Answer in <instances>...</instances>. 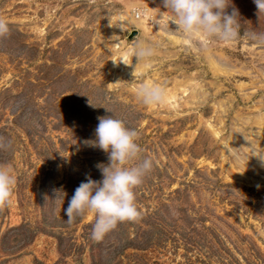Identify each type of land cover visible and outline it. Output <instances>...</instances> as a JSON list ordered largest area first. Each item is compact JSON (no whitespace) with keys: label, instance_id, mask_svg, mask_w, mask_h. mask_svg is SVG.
Instances as JSON below:
<instances>
[{"label":"rangeland","instance_id":"obj_1","mask_svg":"<svg viewBox=\"0 0 264 264\" xmlns=\"http://www.w3.org/2000/svg\"><path fill=\"white\" fill-rule=\"evenodd\" d=\"M231 4L240 38L196 53L162 0H0V164L17 177L0 264H264V44L249 35L264 15ZM138 39L156 48L148 68ZM141 83L175 95L144 106ZM105 115L138 131L154 168L135 189L141 219L96 241L95 216L69 225L64 209L86 175L102 179Z\"/></svg>","mask_w":264,"mask_h":264},{"label":"clouds","instance_id":"obj_2","mask_svg":"<svg viewBox=\"0 0 264 264\" xmlns=\"http://www.w3.org/2000/svg\"><path fill=\"white\" fill-rule=\"evenodd\" d=\"M257 15H264V0H253ZM169 22L176 26L188 47L196 53L210 51L211 45L223 42L230 45L240 38L239 13L231 0H162ZM231 7L229 13L227 9ZM139 17L143 10L134 8ZM163 12V13H165ZM9 33L7 23L0 19V37ZM251 39L264 44V33H250ZM131 55L137 64L145 68L151 66L156 48L149 42L138 39L131 47ZM137 100L144 106L161 105L166 100V90L157 84L141 83L135 92ZM95 139L92 145L102 150L108 157V163L96 167L102 179L94 181L85 176L75 189L64 209L65 222L71 225L86 213L95 216L91 238L100 241L115 229L119 223L136 222L141 212L136 205L135 189L154 168L150 156H142V148L137 143L139 133L129 128L121 119L112 115L98 116ZM11 141L0 136V152L10 151ZM17 177L10 166L0 164V208L12 203Z\"/></svg>","mask_w":264,"mask_h":264},{"label":"bare ground","instance_id":"obj_3","mask_svg":"<svg viewBox=\"0 0 264 264\" xmlns=\"http://www.w3.org/2000/svg\"><path fill=\"white\" fill-rule=\"evenodd\" d=\"M172 38H173V37H172ZM117 44H118V43H117ZM114 46H115V44H114ZM115 47L118 48L119 45H116ZM175 89H176V87H173V88H172V91H170V90L168 91V90H167V91H166V96H167L166 98H168V97H172L173 95H175V93H174V92H175ZM179 91H180V90H179ZM183 92H184V89H183Z\"/></svg>","mask_w":264,"mask_h":264}]
</instances>
